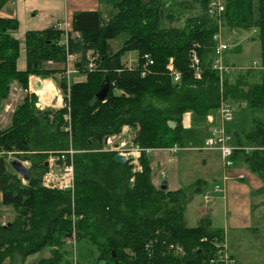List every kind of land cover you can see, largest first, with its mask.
I'll return each mask as SVG.
<instances>
[{
  "label": "trees",
  "instance_id": "16d2710c",
  "mask_svg": "<svg viewBox=\"0 0 264 264\" xmlns=\"http://www.w3.org/2000/svg\"><path fill=\"white\" fill-rule=\"evenodd\" d=\"M8 1L0 0V11ZM191 1L118 0L107 18L100 11H78L72 18L75 36L66 35V40L56 28L27 31L23 71L16 66L20 45L12 35L18 22L0 16V109L10 84L15 81L27 89L29 76L31 82L60 75L64 101L58 109H37L25 95L10 124L0 130V219L1 206L14 211L10 221L0 222V264H73L66 258L69 242L75 245L77 264L83 258L89 264H223L214 245L224 242L222 230L212 228L205 216L196 226L184 221L186 206L193 194L204 190V181L193 183L192 195L184 188L155 187L145 149L183 147L187 132L182 118L187 112L202 123L221 101L243 103L251 110L264 105V0H222L223 11L213 17L207 12L210 0ZM194 4L199 11L176 26L181 16L176 10L193 9ZM223 30L255 31L258 68L244 67L233 78V71L220 78L212 62L214 36L219 31L222 36ZM120 36L121 45L112 50L110 41ZM192 50L200 61V79L190 68ZM228 50L223 64L234 68L226 60ZM128 51H136L135 64L122 61ZM74 54L78 59L70 66L71 74L82 75L79 80H71V74L67 78L64 67L66 57ZM144 55L152 64L142 75ZM170 58L179 81L166 68ZM49 62L63 67L48 69ZM103 83H108V92L99 100L95 94ZM124 126L131 129L133 143L144 149L137 172L129 160L119 163L117 153L105 149V138ZM232 134L238 145H264L262 122L253 121L243 134ZM69 149L74 151L73 189L44 187L45 162ZM10 156L29 163L25 182L9 169ZM234 161L264 177L263 152H238ZM170 245L180 246L182 256ZM45 249L48 256L27 262L28 256Z\"/></svg>",
  "mask_w": 264,
  "mask_h": 264
},
{
  "label": "crops",
  "instance_id": "0c3cea01",
  "mask_svg": "<svg viewBox=\"0 0 264 264\" xmlns=\"http://www.w3.org/2000/svg\"><path fill=\"white\" fill-rule=\"evenodd\" d=\"M117 1L118 0H9L1 9L0 16L16 19L18 22V28L12 32V35L20 43V52L16 63L17 69L20 71L25 69V48L23 41L27 31L56 28L63 31L65 38L66 35L75 36V33L72 32V18L75 12L100 11L103 17L107 18V15L111 13L113 5ZM234 33L240 36L238 43L245 41L244 44L240 45V51L247 50L248 48L255 49L251 61L248 60L246 62L245 59V62L241 64V66L248 67L255 65L258 68L259 45L258 42L254 40V35H256L255 31L251 30L249 32ZM223 41L225 43L228 42L226 38L223 39ZM227 44L230 47L226 55L230 53L231 49L236 47L235 44L237 43L231 45V43L228 42ZM72 56L77 57L76 54ZM245 56H247V53H243L242 58H245ZM136 59H129L127 65L135 64L134 61L136 62ZM46 65L52 68H61L58 64L51 62ZM233 69L234 68L231 67L232 71ZM208 116L212 117L213 123L218 121L219 115L217 110L211 111L208 113ZM182 125L187 133L185 135L183 147H178L179 150L177 153H172L169 148L150 149L148 152L150 178L153 185L155 187H160L162 183H166V189L168 191H176L184 188L189 195H192L193 183L198 179L203 180L205 183L204 190L199 194L192 195L184 212L185 224L187 226H196L199 219L203 216V212L201 211V208L203 210L202 194L206 192L212 193L213 185L222 182L224 193L223 195L220 193H213V199L209 204L210 210L208 211L212 213L211 209L213 208V204L215 210L221 206L223 208L222 221L218 223L220 226L216 228L212 226V221L210 219L211 227L219 230H223L224 228L228 230L252 228L249 210L254 197H256L257 194L259 197L262 196L260 178L252 173L244 164L238 163L235 164L233 169L227 171V176L229 178L223 180V168L219 153L217 151L201 149L203 138L210 126L208 118L206 117L202 123H199L198 120L195 121L191 117V114L187 112L183 115ZM226 128L229 131V123L226 124ZM123 129L126 130L127 128L124 127ZM201 129L202 131L200 132ZM198 169H200L199 174H197ZM239 173L243 174V179L235 178ZM188 220L190 224H188ZM223 232L225 231L223 230Z\"/></svg>",
  "mask_w": 264,
  "mask_h": 264
},
{
  "label": "rangeland",
  "instance_id": "374dc122",
  "mask_svg": "<svg viewBox=\"0 0 264 264\" xmlns=\"http://www.w3.org/2000/svg\"><path fill=\"white\" fill-rule=\"evenodd\" d=\"M185 2V3H191V0H172L173 3L175 2ZM176 11H179L181 16L179 18V21L175 23L176 26L181 27L183 25L184 18L188 15L195 14L199 11L198 7L196 4H194L193 9L189 8H178ZM234 32L236 31H226L223 30V39L226 38V41L230 42L231 45L235 44L238 49H236L235 53H228L225 57L229 65H233L234 69L233 72H231L229 75L230 77H234L237 70H242L244 67L241 66V64L244 63L245 59L246 62L249 60L251 61V57L255 53V49L253 48H248L247 50H240V45L244 44L245 41L238 43V40L240 39L239 35H236ZM244 32V31H240ZM237 33V32H236ZM239 33V32H238ZM64 40H66L65 35L63 36ZM123 39V36H120L118 40H111V49L112 50H117L118 47L121 45V40ZM222 39V40H223ZM24 42V41H23ZM227 42V43H228ZM226 43V44H227ZM20 45V43H19ZM230 47V46H229ZM235 47V48H236ZM247 53V56L245 58H242L243 53ZM247 57V58H246ZM137 58V53L136 51H128L122 56V61L127 63L129 62V59L135 60ZM67 59V57H66ZM75 59H78L76 56H72L70 60V65H74ZM135 63V61H134ZM67 64L64 65V67ZM60 67H62V64H59ZM48 69H52L51 66H47ZM46 78V79H45ZM83 76L80 74H71V80H79L82 79ZM38 79H41L43 82H50L52 84L54 94L50 95L52 96L51 102L48 104L44 105L40 101V96L36 88V81ZM59 80H60V75L55 74L53 77L51 76H44L42 78L40 77H35L32 79L30 82V76L28 77V87L27 89H23L20 84H17L15 81L10 84V92L8 95V98H6L2 102V108L0 109V130L7 127L10 124V116L13 110L15 109V106L19 104L22 99L24 98L25 95L28 96V103L30 105H34L37 109H44L46 107L50 108H55L58 109L63 106L64 101L62 97V91L60 89L59 85ZM31 83V84H30ZM32 86V87H31ZM36 93V94H34ZM54 95V97H53ZM61 102L58 104L57 101ZM38 104V105H37ZM232 105V120L230 121V129L229 131L231 133L237 132L239 134H243L247 130H249L253 124V121H259L264 123V105L261 108H257L254 110L246 108V106L243 103H230ZM228 127V126H227ZM205 130V129H204ZM202 129L200 130V132ZM132 133V131H131ZM204 136V135H203ZM206 136V135H205ZM199 153V152H197ZM52 157L49 156V158ZM12 159H15V157L10 156L9 160L11 161ZM126 159V158H125ZM129 159H126V161ZM22 162V161H21ZM47 162V161H46ZM26 167L29 166V163L22 162ZM133 165V164H131ZM134 167V166H133ZM47 168H48V162H47ZM136 167H134L135 169ZM184 168V167H183ZM10 170H13L12 168H9ZM200 173V169L197 170V174ZM198 176V175H197ZM24 181V180H23ZM25 182V181H24ZM263 196V194L261 193ZM259 197L258 194L254 199L252 200L251 208L249 210L250 214V220H251V226L252 228L250 229H241V230H231V229H223L225 232H223L224 238H225V243H226V250L230 256L234 259V264H264V196ZM213 204V203H212ZM211 204V205H212ZM213 208L212 213L210 212H204L201 208V211L203 212V216L208 217L212 221V226L216 227L220 226L218 225L219 222L222 221V216H223V211L222 207L220 206L218 209L215 210L214 204L212 206ZM2 208V216L0 219V222L6 223L10 221L13 218L14 211L12 210L11 207H3ZM226 211V210H225ZM248 212V210H247ZM202 216V217H203ZM188 224H190V221H187ZM195 224V223H194ZM256 228V229H255ZM221 230V229H220ZM69 245V247L67 246ZM66 245V251L68 252L69 256L66 254L67 259H71V262L73 261L74 264V259L76 260L77 257L74 254V243L69 242ZM68 247V248H67ZM70 251H69V250ZM49 254V249H45L41 252H38L36 254H33L31 256L27 257V262L37 260L40 257H46ZM80 259V258H79ZM81 262L83 264H89V261L86 259H81ZM16 264V263H15Z\"/></svg>",
  "mask_w": 264,
  "mask_h": 264
},
{
  "label": "built area",
  "instance_id": "2783aa9c",
  "mask_svg": "<svg viewBox=\"0 0 264 264\" xmlns=\"http://www.w3.org/2000/svg\"><path fill=\"white\" fill-rule=\"evenodd\" d=\"M223 1L222 0H210L208 4V15L213 17L220 12L223 11ZM216 41V45L214 47V55L212 68L215 69L220 78L224 73L230 72L231 67L225 66L223 64V56L226 49L229 48V45L226 44L222 40L221 32H217L214 36ZM72 56H67V64H66V76L74 72V70L70 67V60ZM143 70L142 75L145 73V68L149 67L152 64V60L148 55L143 56ZM169 73L173 76L174 81H179V73L175 70L172 59H169V62L166 66ZM190 68L193 72V77L195 79L201 78L202 69L200 66V61L195 51H191L190 57ZM38 105V104H37ZM61 105V102H60ZM218 113V121L213 123V119L211 116H206L208 121L210 122L209 129L206 133V136L203 138L202 150H210L217 151L219 153L222 168H223V180H227L229 177L227 176V171L233 169L235 167L234 156L235 153H248L250 151H260L264 153V145H238L235 143L234 135L227 130L226 124L230 123L232 120V105L229 101H221L218 108L216 109ZM127 128L126 130L123 128ZM119 134L110 135L105 138V149L113 150L116 153L123 155L126 159H129V163L133 164L136 167L133 172L140 171L139 166V156L142 150L138 145L133 143L132 141V133L131 129L128 126H124ZM172 153H177L179 148L178 146H173L169 148ZM150 149H145V152H149ZM73 150L69 149L63 152L60 156H52L48 158V168L42 177V185L46 188L50 189H58V190H67L73 189V167L71 162V155L73 154ZM64 153H67L70 158L69 161L66 160V156ZM26 163V162H25ZM243 174L239 173L235 176V178L243 179ZM260 190L264 196V177L261 179ZM223 183H215L213 185L212 193H204L202 194V203H203V211L208 212L210 210L209 204L213 199V193H220L223 195ZM224 236V235H223ZM225 239V238H224ZM204 240V239H202ZM214 245L218 248V259L223 262V264H234V259L230 256L226 250V243L224 242L219 245L214 242ZM223 247V251L219 250V248ZM170 248L173 249L176 255L182 256L183 251L180 246L170 245ZM216 259H211L209 262L214 263ZM74 264H77L74 260Z\"/></svg>",
  "mask_w": 264,
  "mask_h": 264
},
{
  "label": "water",
  "instance_id": "95a60500",
  "mask_svg": "<svg viewBox=\"0 0 264 264\" xmlns=\"http://www.w3.org/2000/svg\"><path fill=\"white\" fill-rule=\"evenodd\" d=\"M39 84H40L39 82L36 83V87H37V85L39 86ZM107 92H108V83H103L100 86L98 92L95 94V97L97 99H99V100H103L105 98V96L107 95ZM169 125L171 127H173L174 126V123L173 122H170ZM104 143H105V140H104ZM115 160L117 162H119V163L126 162L125 157L123 155L119 154V153H117L115 155ZM10 165L13 168V170L16 173H18L23 178L24 181H26L28 179L29 174H28L27 167L20 160H18V159H12L10 161ZM44 165L47 166V162H45ZM132 184H133V179L130 180L129 186H132ZM160 188L165 190L166 189V183H162V185H160Z\"/></svg>",
  "mask_w": 264,
  "mask_h": 264
},
{
  "label": "bare ground",
  "instance_id": "6f19581e",
  "mask_svg": "<svg viewBox=\"0 0 264 264\" xmlns=\"http://www.w3.org/2000/svg\"><path fill=\"white\" fill-rule=\"evenodd\" d=\"M250 39V38H249ZM250 41V40H249ZM248 46V45H247ZM246 53V52H245ZM245 62V61H244ZM44 81V80H43ZM41 79H38L35 83H40L39 86L37 85V91L39 93V96H40V101L46 105L48 104L49 102H51L52 100V96L50 95L51 94H54V90H53V87H52V84L48 81L46 82H43ZM31 84V83H30ZM32 87V86H31ZM36 94V93H35ZM54 97V95H53ZM57 103L59 104V100L57 101Z\"/></svg>",
  "mask_w": 264,
  "mask_h": 264
}]
</instances>
